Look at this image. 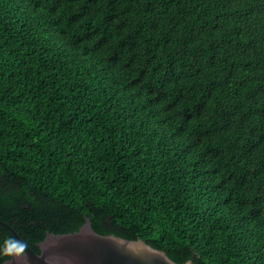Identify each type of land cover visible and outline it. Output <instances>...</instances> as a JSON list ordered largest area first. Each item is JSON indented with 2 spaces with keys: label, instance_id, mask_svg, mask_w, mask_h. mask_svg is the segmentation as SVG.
<instances>
[{
  "label": "trees",
  "instance_id": "1",
  "mask_svg": "<svg viewBox=\"0 0 264 264\" xmlns=\"http://www.w3.org/2000/svg\"><path fill=\"white\" fill-rule=\"evenodd\" d=\"M86 217L264 264V0H0V219L39 253Z\"/></svg>",
  "mask_w": 264,
  "mask_h": 264
},
{
  "label": "water",
  "instance_id": "2",
  "mask_svg": "<svg viewBox=\"0 0 264 264\" xmlns=\"http://www.w3.org/2000/svg\"><path fill=\"white\" fill-rule=\"evenodd\" d=\"M0 225L23 246L22 254L11 255L3 264H181L142 239L99 234L87 217L77 232H48L46 238L37 244L39 253L34 252L7 222L0 219ZM184 264L196 263L192 258Z\"/></svg>",
  "mask_w": 264,
  "mask_h": 264
},
{
  "label": "clouds",
  "instance_id": "3",
  "mask_svg": "<svg viewBox=\"0 0 264 264\" xmlns=\"http://www.w3.org/2000/svg\"><path fill=\"white\" fill-rule=\"evenodd\" d=\"M16 248L18 249L17 251H15V252L9 251L6 254L7 255H20V254H22L23 246L22 245H17Z\"/></svg>",
  "mask_w": 264,
  "mask_h": 264
}]
</instances>
